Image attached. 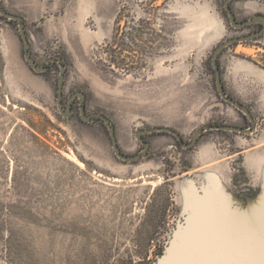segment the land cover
Returning <instances> with one entry per match:
<instances>
[{
    "label": "rangeland",
    "instance_id": "374dc122",
    "mask_svg": "<svg viewBox=\"0 0 264 264\" xmlns=\"http://www.w3.org/2000/svg\"><path fill=\"white\" fill-rule=\"evenodd\" d=\"M223 2L0 0L24 18L37 65L61 58L31 70L18 22L0 15V264H252L264 213L236 223L232 240L221 215L264 210V35L217 61L227 97L253 126L216 88L215 49L247 32L230 27ZM236 10L264 13V0ZM61 64L63 107L82 92L86 114L110 119L125 155L143 151L138 130L167 127L189 144L205 129L190 149L147 135V154L123 162L106 124L81 120L79 100L71 117L59 113ZM216 179L230 203L205 196ZM211 212L214 232L202 222Z\"/></svg>",
    "mask_w": 264,
    "mask_h": 264
},
{
    "label": "water",
    "instance_id": "95a60500",
    "mask_svg": "<svg viewBox=\"0 0 264 264\" xmlns=\"http://www.w3.org/2000/svg\"><path fill=\"white\" fill-rule=\"evenodd\" d=\"M229 1V0H228ZM227 5V3H226ZM0 15L3 16L4 18L11 20V21H16L18 22L19 25V38L20 41L22 42L23 45V58L24 61L27 63V65L29 66V68L31 70H33L34 72L37 73H43L47 70L46 65L49 64L50 62L54 61V60H59L61 61V58L59 56L54 57V58H50L47 59L43 64L41 65H37L36 62L32 59V57L30 56L29 53V41L26 35V31H25V27H24V18L19 16V15H14L11 14L7 11H5L4 9H2V7L0 6ZM230 17L232 18V14H230ZM261 18H253V21H249L246 22L244 24H250V23H256V22H260L262 24H264V16H260ZM259 20V21H258ZM243 24V25H244ZM232 25L234 27H240L238 25H235L234 22L232 21ZM263 32V31H262ZM261 32V33H262ZM260 33L257 34H251L248 36H244V37H240V38H232L229 40L224 41L223 43H221L214 51L213 55H212V68L215 72V82H216V88L217 91L219 93V96L222 99H225V101H227L228 103H230L231 105H233L235 108L239 109V110H243L246 114V116L251 120V122L253 123L254 126V121L250 115V112L245 110L242 105L238 102H236L235 100H233L232 98L227 97L223 87H222V83H221V74H220V70L217 64V59L219 54L222 52L223 49H225L226 47L233 45V44H237L240 42H246L249 40L254 39L257 35H259ZM64 72H65V67L63 64H61V69L59 72V80H58V84H57V92H56V103H57V108L59 113L61 114L62 117L64 118H69L72 116L73 111L71 109V102L74 98H78L79 100V116L81 118V120L83 122H91L93 118H99L100 120H102L108 129L109 132V140L111 143V147L113 149V152L115 154V156L120 159L123 162H135L140 160L143 156H145L150 148V145L148 142H144L143 141V135L146 134H151L153 132H162V133H167L170 134L172 136H174V138L176 139V141L185 149H190L192 148L198 137L200 136V134L203 132V130L205 129H199L197 130L193 137L192 140L189 144H185L182 140V137L174 130L167 128V127H156V128H150V129H142V130H138L135 133V138L143 144L144 149L143 151L139 154V155H135V156H128L123 154L120 151V148L118 146V142L116 139V135H115V131L114 128L112 127L111 121L109 118H107L105 115L101 114V113H92V114H86L85 110H84V102H85V95L82 92H76L74 94H72L67 102V107L64 108L63 107V103H62V96H63V82H64ZM222 130L224 131H230V132H237V133H243V134H250L253 132L252 129H243L241 127H236V126H230V125H224L222 127H220ZM210 181V179H209ZM215 184L217 185L216 187V194L218 193V195L214 194V196H212L211 193L208 194V192L212 189V186H208L207 190H205V196L209 199V200H213V199H217V198H221L224 199L226 201V203H230L229 198H227L226 196H224V194L221 192V186L217 181H214ZM212 183V182H211ZM220 199V200H221ZM231 200V199H230ZM254 207V206H252ZM252 207L245 209V210H239L237 212H233L230 211L228 209L225 210V212L221 215L223 216V220L226 222V227H227V233H228V238L230 240H232L235 236H236V229H235V224L239 223L242 224L243 222H249L252 223L253 220L260 216L261 214L264 213V210L259 211L258 213H253L250 215H245L242 218H238V214L243 213L244 211H247L249 209H251ZM218 216L215 215V213L211 212L210 214H207L203 219L202 222L205 223V226L208 227L209 231L214 232L216 230H218V228L215 226V218H217ZM252 221V222H251ZM255 243L253 244V247H251V257H252V264H264V243L261 245V242L264 240V238H257L255 237Z\"/></svg>",
    "mask_w": 264,
    "mask_h": 264
},
{
    "label": "flooded vegetation",
    "instance_id": "af4514ba",
    "mask_svg": "<svg viewBox=\"0 0 264 264\" xmlns=\"http://www.w3.org/2000/svg\"><path fill=\"white\" fill-rule=\"evenodd\" d=\"M238 1H240V0H229V1L228 0H224V2H223V15H224V18L226 19V21H228L230 27L232 29L239 30L241 32H243V31L246 30L247 31L246 32V35H242L241 37L248 36V35H251V34H257V33H260V34L257 35L254 39L263 36L264 35V24H262L260 22L250 23V24H244V23L249 22V21H253V18L254 17H256V18L259 19V18H261L260 16H264V13L263 12H260V11H257L255 14H253L251 16L239 17V16H241L242 13H240V12H238L236 10L237 5H238ZM247 1H249V0H247ZM226 3H227V5H226ZM230 14H232V16H233L232 18L230 17ZM232 21L234 22L235 25H238V26L242 25V26H240V27H234L232 25ZM232 38H240V37H232ZM232 38H230V39H232ZM254 39H252V40H254ZM252 40H249V41H252ZM55 61L56 60H54L52 62H55ZM217 61H218V59H217ZM76 100H78V98H74L72 100V102H71V109H72L73 112H74V107L73 106L75 105ZM66 107H64V108H66ZM93 119H96V118H93ZM97 119H99V118H97ZM153 133H161V132H153ZM147 135H150V134H146V135H143L142 136L144 142H147V139L145 138V136H147Z\"/></svg>",
    "mask_w": 264,
    "mask_h": 264
},
{
    "label": "crops",
    "instance_id": "0c3cea01",
    "mask_svg": "<svg viewBox=\"0 0 264 264\" xmlns=\"http://www.w3.org/2000/svg\"><path fill=\"white\" fill-rule=\"evenodd\" d=\"M219 180H220V179H216V181H217L218 183H219Z\"/></svg>",
    "mask_w": 264,
    "mask_h": 264
}]
</instances>
